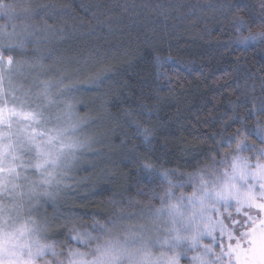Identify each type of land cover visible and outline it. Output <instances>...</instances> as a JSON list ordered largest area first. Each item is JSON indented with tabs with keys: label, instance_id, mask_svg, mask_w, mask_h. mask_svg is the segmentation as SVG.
I'll return each instance as SVG.
<instances>
[{
	"label": "trees",
	"instance_id": "obj_1",
	"mask_svg": "<svg viewBox=\"0 0 264 264\" xmlns=\"http://www.w3.org/2000/svg\"><path fill=\"white\" fill-rule=\"evenodd\" d=\"M31 3L41 10L34 23L47 20L54 30L40 41L41 52H51L46 78H63L71 89L77 139L84 144L67 170L68 187L42 214L90 226L92 213L103 217L130 201L129 211L136 212L152 191H162L160 171H193L245 116L247 127L264 126L257 111L264 101V43L238 42L264 31V0ZM237 19L247 27L237 30ZM156 55L163 61L158 67ZM248 143L264 146L254 138ZM146 161L157 173L144 170ZM152 203L159 206L158 199ZM62 225L63 219L53 221L47 235L62 241Z\"/></svg>",
	"mask_w": 264,
	"mask_h": 264
},
{
	"label": "snow or ice",
	"instance_id": "obj_2",
	"mask_svg": "<svg viewBox=\"0 0 264 264\" xmlns=\"http://www.w3.org/2000/svg\"><path fill=\"white\" fill-rule=\"evenodd\" d=\"M40 14L31 0H0V264H264V146L248 143L264 145V126L247 127L248 116L193 171H160L162 191L136 212L130 201L103 217L92 213L90 226L40 212L55 207L84 147L71 89L46 78L51 52L40 41L54 30L47 20L34 23ZM249 41L264 43V31L238 40ZM153 62L163 63L159 55ZM257 111L264 115V101ZM143 168L157 173L151 161ZM61 219L62 241L47 235Z\"/></svg>",
	"mask_w": 264,
	"mask_h": 264
},
{
	"label": "rangeland",
	"instance_id": "obj_3",
	"mask_svg": "<svg viewBox=\"0 0 264 264\" xmlns=\"http://www.w3.org/2000/svg\"><path fill=\"white\" fill-rule=\"evenodd\" d=\"M54 94V93H53ZM40 212L42 213V208L40 209Z\"/></svg>",
	"mask_w": 264,
	"mask_h": 264
}]
</instances>
